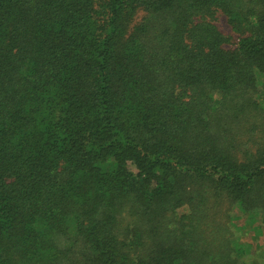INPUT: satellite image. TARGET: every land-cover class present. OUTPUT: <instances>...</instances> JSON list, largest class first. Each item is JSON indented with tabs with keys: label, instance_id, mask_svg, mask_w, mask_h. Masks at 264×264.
<instances>
[{
	"label": "trees",
	"instance_id": "1",
	"mask_svg": "<svg viewBox=\"0 0 264 264\" xmlns=\"http://www.w3.org/2000/svg\"><path fill=\"white\" fill-rule=\"evenodd\" d=\"M263 236L264 0H0V264H264Z\"/></svg>",
	"mask_w": 264,
	"mask_h": 264
},
{
	"label": "rangeland",
	"instance_id": "2",
	"mask_svg": "<svg viewBox=\"0 0 264 264\" xmlns=\"http://www.w3.org/2000/svg\"><path fill=\"white\" fill-rule=\"evenodd\" d=\"M217 24H218L219 29H220L222 32L228 34V32H229V28H228L227 25L225 24V20H224V19L220 18V19L218 20ZM262 240H264V236H263Z\"/></svg>",
	"mask_w": 264,
	"mask_h": 264
}]
</instances>
